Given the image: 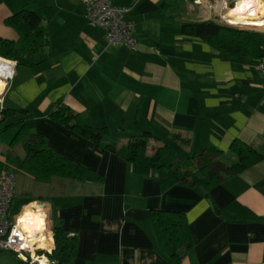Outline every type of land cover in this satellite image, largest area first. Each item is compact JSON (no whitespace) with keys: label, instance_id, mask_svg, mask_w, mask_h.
I'll return each instance as SVG.
<instances>
[{"label":"crops","instance_id":"0c3cea01","mask_svg":"<svg viewBox=\"0 0 264 264\" xmlns=\"http://www.w3.org/2000/svg\"><path fill=\"white\" fill-rule=\"evenodd\" d=\"M234 1L132 0L124 16L136 40L130 48L107 46L82 0H0V38L21 49L5 19L24 7L50 8L42 13L48 58L15 65L0 87L1 108L26 110L7 121L31 118V132L51 151L100 176L38 180L15 166L26 157V136L11 144L0 139V163L15 175L8 216L24 224L29 211L33 230L46 222L47 251L54 225L66 228L75 245L61 264H172L154 230V209L185 215L192 245L178 264H264V159L226 175L208 196L187 181L162 189L155 174L140 175L116 154L95 151L88 138L49 116L60 103L119 145L150 132L148 153L165 142L181 159L212 146L230 163L235 139L264 152V57H228L200 36L162 30L167 21L213 20L264 36V16L243 26L231 19L246 13L249 1L258 7L264 0H237V8ZM0 264L19 262L0 251Z\"/></svg>","mask_w":264,"mask_h":264},{"label":"trees","instance_id":"16d2710c","mask_svg":"<svg viewBox=\"0 0 264 264\" xmlns=\"http://www.w3.org/2000/svg\"><path fill=\"white\" fill-rule=\"evenodd\" d=\"M118 3V6L129 5L132 0ZM50 11L45 7L34 11L27 7L5 19V24L16 31L20 41L25 46L18 48L11 40L0 38V56L13 59L16 65L35 66L48 58V41L42 25L43 14ZM48 13V12H47ZM165 32H180L200 36L214 49L228 57L253 56L264 57V36L254 31L238 29L217 23L213 20L197 22H181L174 24L167 21L163 26ZM15 113L25 115L26 110L0 107V139L7 143L15 142L20 135H25L26 157L15 160L16 169L42 181L53 176L75 179L100 178L87 168L72 163L51 151L43 139L31 132V118H20L8 122L9 116ZM49 116L81 136L88 138L95 151H110L131 163L133 170L140 175L155 174L161 188L166 189L180 181H187L207 196L213 187L218 185L226 175H234L250 167L261 159L264 152L239 139L230 144L234 160L230 163L223 161L221 151L215 147H207L199 154L191 153L188 158L181 159L171 147L163 142L152 153L147 152V139L153 136L150 132L129 139L124 144L116 140L104 141L102 133L105 128H94L82 124L77 114L58 103ZM0 171H6L0 163ZM154 230L162 252L169 256L172 264H178L183 254L191 247L192 238L189 233L185 215L181 211L154 209L151 212ZM54 248L47 253L54 264L67 260L75 245V238L69 236V231L60 224L53 227ZM18 258L19 264H30Z\"/></svg>","mask_w":264,"mask_h":264},{"label":"built area","instance_id":"2783aa9c","mask_svg":"<svg viewBox=\"0 0 264 264\" xmlns=\"http://www.w3.org/2000/svg\"><path fill=\"white\" fill-rule=\"evenodd\" d=\"M82 3L86 18L103 29L107 46L125 44L130 48L135 47L133 26L124 19L129 9L127 6L115 5L112 0H82ZM233 4L235 8L236 0ZM0 65V79L5 86L15 72L16 63L0 59ZM259 68L264 72V62L259 64ZM14 195V173L0 171V251L12 252L30 264H52L47 256L48 251L40 244L48 233L46 222L39 231L29 234L22 228V222L9 218L8 210Z\"/></svg>","mask_w":264,"mask_h":264},{"label":"bare ground","instance_id":"6f19581e","mask_svg":"<svg viewBox=\"0 0 264 264\" xmlns=\"http://www.w3.org/2000/svg\"><path fill=\"white\" fill-rule=\"evenodd\" d=\"M236 3H237V0H236ZM245 6H246V13L238 12V15H235V17H233L231 19L234 21L242 22L243 24H245V23L249 22L248 18L251 16L258 15L257 19H260V18H262V16H264V15H262V13H264V6L258 5V7H256L253 5V3L251 4L250 1L247 4H245ZM235 8H237V5L235 6ZM261 22H264V20H262ZM258 23H260V22H258ZM1 70H2V67L0 65V71ZM3 86H4V82L2 80H0L1 89L3 88ZM28 214L29 215L24 216V218H23L24 224H21V226L25 230V232H28L29 234H33V233L39 231L42 228L43 224L36 226V229L33 230L32 226H34V224L36 222L34 221L32 223V215L29 211H28ZM21 218H22V216H21ZM29 221H31V222L29 223ZM40 244H41V246L44 247V246H46L47 243L45 241H42V243H40Z\"/></svg>","mask_w":264,"mask_h":264},{"label":"water","instance_id":"95a60500","mask_svg":"<svg viewBox=\"0 0 264 264\" xmlns=\"http://www.w3.org/2000/svg\"><path fill=\"white\" fill-rule=\"evenodd\" d=\"M45 247V246H44ZM51 250H52V248H48V253H50L51 252Z\"/></svg>","mask_w":264,"mask_h":264},{"label":"rangeland","instance_id":"374dc122","mask_svg":"<svg viewBox=\"0 0 264 264\" xmlns=\"http://www.w3.org/2000/svg\"><path fill=\"white\" fill-rule=\"evenodd\" d=\"M234 5V4H233ZM118 137H121V136H118ZM150 141V140H149ZM149 144H150V142H149ZM152 153V152H151Z\"/></svg>","mask_w":264,"mask_h":264}]
</instances>
